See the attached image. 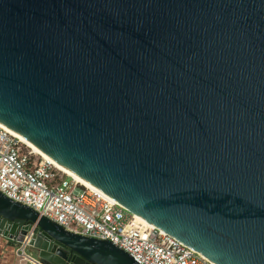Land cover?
I'll return each instance as SVG.
<instances>
[{"label": "water", "instance_id": "water-1", "mask_svg": "<svg viewBox=\"0 0 264 264\" xmlns=\"http://www.w3.org/2000/svg\"><path fill=\"white\" fill-rule=\"evenodd\" d=\"M0 123L214 264H264V0H0ZM38 264H138L0 192Z\"/></svg>", "mask_w": 264, "mask_h": 264}, {"label": "built area", "instance_id": "built-area-1", "mask_svg": "<svg viewBox=\"0 0 264 264\" xmlns=\"http://www.w3.org/2000/svg\"><path fill=\"white\" fill-rule=\"evenodd\" d=\"M24 146L18 136L0 125V192L10 200L32 208L67 231L108 240L138 264H214L48 160L25 153ZM24 245H19L16 253L27 257Z\"/></svg>", "mask_w": 264, "mask_h": 264}, {"label": "crops", "instance_id": "crops-1", "mask_svg": "<svg viewBox=\"0 0 264 264\" xmlns=\"http://www.w3.org/2000/svg\"><path fill=\"white\" fill-rule=\"evenodd\" d=\"M26 248H24L25 252ZM17 248L12 247L8 240L0 237V264H38L32 259V255L28 252L27 257L16 253Z\"/></svg>", "mask_w": 264, "mask_h": 264}, {"label": "bare ground", "instance_id": "bare-ground-1", "mask_svg": "<svg viewBox=\"0 0 264 264\" xmlns=\"http://www.w3.org/2000/svg\"><path fill=\"white\" fill-rule=\"evenodd\" d=\"M0 125H2L0 123ZM3 126V125H2ZM10 130V129H9ZM12 133H14L16 136H18L23 144H25L26 146L30 147V149L33 150V152L37 153L38 155H40L42 158H44L45 160H48L55 168L61 170L62 172L68 174L69 176L74 177L78 182H80L82 185L85 186H91L88 182H86L85 180L81 179L80 177H78L76 174H74L71 170L67 169L66 167H64L63 165L58 164L56 161H54L53 159H51L50 157H48L47 155H45L44 153H42L40 150H38L35 146H33L31 143H29L28 141H26L24 138H22L19 134L15 133L14 131L10 130ZM92 187V186H91ZM138 217V216H137ZM139 219H141L142 221H144L142 218L138 217ZM145 222V221H144ZM147 223V222H146ZM148 224V223H147ZM151 225V224H149Z\"/></svg>", "mask_w": 264, "mask_h": 264}, {"label": "rangeland", "instance_id": "rangeland-1", "mask_svg": "<svg viewBox=\"0 0 264 264\" xmlns=\"http://www.w3.org/2000/svg\"><path fill=\"white\" fill-rule=\"evenodd\" d=\"M23 150H24L25 153H27V152L32 153L33 156H34V158H37V159H40V158H41V159H42V157H41L40 155H38L37 153L33 152V150L30 149V147H26V146H24V147H23ZM43 159H44V158H43ZM55 170H57V169H55ZM25 252L30 253L29 249H27V248H26Z\"/></svg>", "mask_w": 264, "mask_h": 264}]
</instances>
